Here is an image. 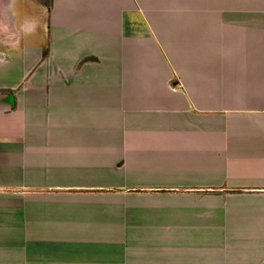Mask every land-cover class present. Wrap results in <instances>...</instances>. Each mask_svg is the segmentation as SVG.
<instances>
[{
	"label": "crops",
	"instance_id": "0c3cea01",
	"mask_svg": "<svg viewBox=\"0 0 264 264\" xmlns=\"http://www.w3.org/2000/svg\"><path fill=\"white\" fill-rule=\"evenodd\" d=\"M50 4L0 0V264H264V0Z\"/></svg>",
	"mask_w": 264,
	"mask_h": 264
},
{
	"label": "trees",
	"instance_id": "16d2710c",
	"mask_svg": "<svg viewBox=\"0 0 264 264\" xmlns=\"http://www.w3.org/2000/svg\"><path fill=\"white\" fill-rule=\"evenodd\" d=\"M50 2H51V4H52V0H50ZM50 4V5H51ZM49 9H50V6H49ZM48 53H49V51H48V49H46L45 50V53H44V58H46L47 56H48Z\"/></svg>",
	"mask_w": 264,
	"mask_h": 264
},
{
	"label": "rangeland",
	"instance_id": "374dc122",
	"mask_svg": "<svg viewBox=\"0 0 264 264\" xmlns=\"http://www.w3.org/2000/svg\"><path fill=\"white\" fill-rule=\"evenodd\" d=\"M42 3L44 2V3H46L47 4V7H48V9H49V3H50V0H40Z\"/></svg>",
	"mask_w": 264,
	"mask_h": 264
}]
</instances>
